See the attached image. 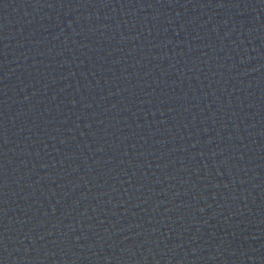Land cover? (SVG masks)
Masks as SVG:
<instances>
[{
    "label": "water",
    "instance_id": "water-1",
    "mask_svg": "<svg viewBox=\"0 0 264 264\" xmlns=\"http://www.w3.org/2000/svg\"><path fill=\"white\" fill-rule=\"evenodd\" d=\"M0 264H264V0H0Z\"/></svg>",
    "mask_w": 264,
    "mask_h": 264
}]
</instances>
